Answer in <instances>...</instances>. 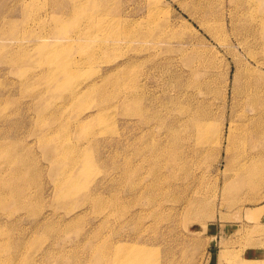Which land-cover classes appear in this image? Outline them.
Returning a JSON list of instances; mask_svg holds the SVG:
<instances>
[{"label": "rangeland", "instance_id": "374dc122", "mask_svg": "<svg viewBox=\"0 0 264 264\" xmlns=\"http://www.w3.org/2000/svg\"><path fill=\"white\" fill-rule=\"evenodd\" d=\"M99 1L0 0V264H264V2Z\"/></svg>", "mask_w": 264, "mask_h": 264}, {"label": "bare ground", "instance_id": "6f19581e", "mask_svg": "<svg viewBox=\"0 0 264 264\" xmlns=\"http://www.w3.org/2000/svg\"><path fill=\"white\" fill-rule=\"evenodd\" d=\"M262 1L264 2V0ZM101 2L104 3L103 0H100L95 7H91L92 10L100 11ZM112 18H114V16ZM92 19L93 18L91 16L90 20ZM101 20H100V24L102 25L103 21L101 23ZM206 27L212 33V28H210L208 24H206ZM83 35L88 37L91 36L92 30L85 32ZM68 40H73V39L69 38ZM104 45L105 44H103L101 48H103ZM244 96L247 99L248 105L251 107L254 116L251 117L249 116L248 118L247 115H244V120L241 121L242 129L235 128L234 122H232L229 125L228 132L225 138H223L222 133L218 135L219 147L221 142H226L227 154L233 153L232 162H233V171L235 175L233 177L234 182L229 184L228 186L226 180L224 188L222 189L225 190L226 193L230 195L232 193L238 192V190L241 187H249L251 188V190L254 191V188L260 186L256 182H258V180L262 177V172L264 171L263 170L264 169V148H263L264 147V88L258 87L253 89L252 86L247 85L244 91ZM241 114H246V113L241 112ZM208 117L209 114L207 113L206 119H204L203 122H208L210 120L207 119ZM205 126L206 124L202 123L200 129L205 130ZM236 131L240 133V137L237 136ZM247 131H249L252 140L257 138L258 140L261 139L263 142L256 143V141H251L252 144L253 143L255 144L252 145L251 147H248L246 143V135H244V133ZM262 148L263 150H261ZM191 207L192 208L200 207V203L194 201L190 205V208Z\"/></svg>", "mask_w": 264, "mask_h": 264}]
</instances>
